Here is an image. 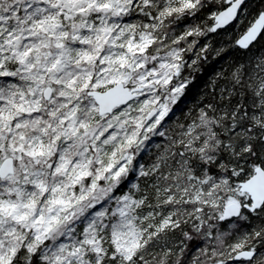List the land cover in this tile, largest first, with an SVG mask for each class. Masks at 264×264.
<instances>
[{
	"label": "snow or ice",
	"instance_id": "snow-or-ice-1",
	"mask_svg": "<svg viewBox=\"0 0 264 264\" xmlns=\"http://www.w3.org/2000/svg\"><path fill=\"white\" fill-rule=\"evenodd\" d=\"M184 36L215 58L177 82ZM253 68L264 0H0V264H264ZM189 99L150 173L132 146Z\"/></svg>",
	"mask_w": 264,
	"mask_h": 264
},
{
	"label": "clouds",
	"instance_id": "clouds-1",
	"mask_svg": "<svg viewBox=\"0 0 264 264\" xmlns=\"http://www.w3.org/2000/svg\"><path fill=\"white\" fill-rule=\"evenodd\" d=\"M199 40V36L194 38ZM184 41V60L182 64L186 65V69L183 72V76H178L176 81L179 82L181 79H196V77L203 71V69L211 63L215 58V53L212 52L211 48L208 49H198L196 44L189 41L187 36L181 37ZM179 44L174 37V35L169 32L168 39L164 41H158L160 46V51H166L167 48ZM208 55V59H204L205 55ZM252 73L255 74L258 71H264V69H251ZM161 95H166L167 90L162 88ZM185 103L187 107L181 112L177 109L172 114V118L169 121H165L159 128H154L151 132L147 133V139L141 137V142L134 144L132 150L135 151L136 157L138 158L137 163H143L149 172L152 171V166L156 163L158 157L168 151L169 156H171L172 151H175L180 147L179 141L181 140V133L183 131V125L188 121L196 118L198 115V101H193L191 99L186 100ZM157 107V105H151L146 111H150L151 108ZM148 117L145 113V123H147ZM131 124L129 127L131 128ZM257 125L253 123V128L255 129ZM264 128V124L260 125ZM243 135V134H238ZM129 149L125 148L123 151ZM119 162V157L117 158ZM171 164V159L168 161V165ZM167 167V165L165 166ZM132 169L133 165H129ZM145 264H168L166 259L167 253L162 252L159 248H153L145 251ZM178 264V261H177Z\"/></svg>",
	"mask_w": 264,
	"mask_h": 264
}]
</instances>
